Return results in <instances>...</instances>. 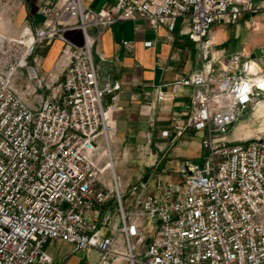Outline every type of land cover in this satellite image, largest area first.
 <instances>
[{"label": "built area", "instance_id": "built-area-1", "mask_svg": "<svg viewBox=\"0 0 264 264\" xmlns=\"http://www.w3.org/2000/svg\"><path fill=\"white\" fill-rule=\"evenodd\" d=\"M113 1L93 10L83 0H57L42 27L0 35V264H49L44 248L50 240L95 248L100 264L112 257L128 264H264V138L228 139L262 92L260 70H253L259 59L244 50L214 59L209 39L215 23H235L258 9L251 0ZM127 21L166 26L170 33L181 21L198 45L201 69L172 86L194 89L187 121L175 128L177 138L188 130L202 133L203 164H181L180 181L157 185L149 178L121 193L106 163L115 128L103 104L120 84L99 86L92 49L105 28ZM248 23L258 26L254 18ZM70 30H81L82 45L65 37ZM56 37L64 42L57 63L66 72L61 88L53 87L58 75L40 77L29 63L39 42ZM22 71L52 90L38 106L14 88ZM158 100H165L163 92ZM108 169L119 228L118 237L104 238L89 233L88 215L108 201L102 186Z\"/></svg>", "mask_w": 264, "mask_h": 264}, {"label": "crops", "instance_id": "crops-1", "mask_svg": "<svg viewBox=\"0 0 264 264\" xmlns=\"http://www.w3.org/2000/svg\"><path fill=\"white\" fill-rule=\"evenodd\" d=\"M83 1L93 10H100L114 2ZM56 2L57 0H0V35L15 37L25 25L32 30L42 27ZM245 17L248 18H244L239 24L231 25L220 21L213 25L209 35L213 55L215 58L229 56L243 50L253 55L262 51V57L256 55V58L259 59L264 78V15L260 16L258 13L255 16L260 25V29L256 31L249 30L244 23L250 19V14ZM185 30L186 25L181 21L172 33L166 26L158 25L153 28L145 21L119 22L104 29L93 45L99 86L120 84V89L104 96L103 104L115 128L113 147L116 152L123 154L126 165L130 162L134 167L131 174L127 173L128 169L119 168L118 174L121 177H129L128 181L124 180L127 177L123 179L126 185L148 172V167L155 160V146L174 144L172 151L166 155L168 159L163 172L178 169L179 162L194 163L203 154L201 142L194 140L199 139L196 134L201 132L188 130L184 136L177 138L175 128L177 122L187 121L194 89L181 87L177 90L172 83L197 72L201 67L195 44L185 34ZM97 33L96 29H90L91 35ZM65 37L76 44H83L81 30L67 31ZM124 42H129V46H125ZM147 42H152V45L147 46ZM63 46L62 40L46 45V53L42 55L46 75L56 70ZM158 92L164 93L165 100H158ZM258 110L259 114H264V101H261ZM263 124L261 130H264ZM164 131L170 132L168 137L163 136ZM133 150L135 152L132 155ZM110 158L109 164L117 176L112 155ZM61 243L63 242L51 241L57 247ZM63 244V256L67 253L71 255V245ZM67 259V264H100V254L96 249L74 252Z\"/></svg>", "mask_w": 264, "mask_h": 264}, {"label": "rangeland", "instance_id": "rangeland-1", "mask_svg": "<svg viewBox=\"0 0 264 264\" xmlns=\"http://www.w3.org/2000/svg\"><path fill=\"white\" fill-rule=\"evenodd\" d=\"M251 3H252L254 8L258 9L257 13L254 14L253 12H245L241 19H239L235 23L230 22L229 24H231V25L239 24L241 21H244V18H248V17H245L247 14H250V16H251L250 19H252V18L255 19V16L258 13L260 16L264 15V0H251ZM250 19L247 22L246 21L244 22L246 27L252 31L259 30L260 29L259 23H258L257 27H250V24L248 23L250 21ZM21 29H20V31H21ZM33 31H35V30H33ZM3 36L7 37V38L8 37L14 38V37H11L10 35H7V34L3 35ZM56 40H60V39L58 37H56V38L52 39L51 42L50 41L49 42L48 41L39 42L37 44L36 51H35L33 57L30 59V62H29L30 66L38 68L37 73H38V76H40V77L41 76L46 77V69L43 68V62H44L43 59L44 58L42 56L43 54L46 53V45L49 46ZM194 44L196 47V55H198V58L201 62V67H202V57H201L200 51L198 50V45L196 43H194ZM63 48H64V46H63ZM212 48H213V46H212ZM212 56L214 59L224 57V56H220V57L215 58L213 55V49H212ZM250 56L253 59L258 60V58H256L255 53H253V55H250ZM39 61H41V63ZM39 64L42 65V68H41V65L38 67ZM259 64H260V62H259ZM56 66H57L56 70H54V72L51 71L49 73H51L55 76H57V75L59 76V77L57 76L59 78V81L57 83H55L53 85V87L61 88V85L64 82L63 80L66 76V72H65V70H63L61 68L60 65L56 64ZM201 67H200V69H201ZM259 69H260V75L259 76H262L263 71L261 69V65H259ZM22 72H23L22 74L16 75V77L13 81L14 88L27 101V103L31 104L32 106H38L42 100H46L50 97L49 95L51 94L52 90L47 88L46 85H44L43 87L39 86V84L36 83V80L28 78L29 77L28 72H25V71H22ZM255 96H256L255 98H256V100H258V102L250 103L249 106L243 112V114L240 116L239 121L237 123H235L230 128L229 138H228L229 140H232V141H235V140L250 141V140H255L258 138H264V130H261L262 124L264 123V114L258 113L259 104L261 103V101H264V92H257ZM193 136H194V134H193ZM196 137L199 139L194 138V140L196 142H201V139H202L201 133L196 134ZM113 139H114V137H113ZM113 142L114 141L111 140V152H112L111 155H112L113 161L115 163V169H116L117 176L119 179L121 193H126L130 186L138 183L141 180H147L149 178H152V182L156 183L157 185H159V184L163 185L166 182H170V181H180L182 179V177L179 176L178 170H179V166L181 164H183L184 162H179V164L177 166L178 169H176V170H174V169L170 170L169 169L170 172H168L167 170H164L165 172H163L164 167L161 168L162 164H164V166H165L166 160L168 159V157L166 155L169 153V151H172V149H173L172 146L174 144H170L169 146H166V147H164L162 145L161 146H155V149L153 151V155H155V160L148 167V169H149L148 172L145 173V175L141 178H138V179L134 178L133 182L127 183V185H126L123 181L124 180L128 181L129 177L124 176L125 178L127 177L126 179H124V177H121L120 174H118V173H120L119 168H126V169H128L127 173L131 174V171L134 169V167L131 165L130 162H127V165H126V163L123 161L125 157L123 156V154L121 155L120 152H116V150L113 147ZM134 152L135 151L133 150L131 152V154L133 155ZM202 152H203V150H202ZM202 156H203V154H202ZM202 156H201V159L197 160L194 163L198 164V165H202L203 164ZM128 157H130V156L128 155ZM122 161H123V164H122ZM106 163H109L108 158H107ZM166 168H168V166H166ZM102 186L106 189V192L108 194V201L103 206H100V207L96 208V210L89 213L88 222L91 225L89 233H92V234L98 233L99 235H101L104 238L113 237L116 234H117L116 237H118L119 222H118V213H117V203H116V199L114 196V188H113L110 169H108L104 172V176L102 177ZM51 241L57 242L60 240H50V241H48L49 243L46 244V246L44 248L45 249L44 254L47 256L49 264H67V262L69 260L67 258L71 257V255L74 254V252H78V251L88 252L92 249H95V248H92V249L90 248L88 250H76L75 246L71 245V247H72L71 255H70V253H67V254H65V257H64L63 256V253H64L63 252L64 251V247H63L64 244L63 243L64 242L60 244L61 245L60 247H57V245L51 244ZM121 248H124L123 244L121 245ZM107 264H128V263L120 257H112L107 262Z\"/></svg>", "mask_w": 264, "mask_h": 264}, {"label": "bare ground", "instance_id": "bare-ground-1", "mask_svg": "<svg viewBox=\"0 0 264 264\" xmlns=\"http://www.w3.org/2000/svg\"><path fill=\"white\" fill-rule=\"evenodd\" d=\"M253 70L256 71V70H260L259 67L255 66L253 67ZM257 79V84L259 86V91H262L264 92V83H261V81H264V78L262 76H258L256 77Z\"/></svg>", "mask_w": 264, "mask_h": 264}, {"label": "water", "instance_id": "water-1", "mask_svg": "<svg viewBox=\"0 0 264 264\" xmlns=\"http://www.w3.org/2000/svg\"><path fill=\"white\" fill-rule=\"evenodd\" d=\"M256 55H257L258 57H262V51H258V52H256ZM163 167H164V164L161 165V168H163Z\"/></svg>", "mask_w": 264, "mask_h": 264}]
</instances>
